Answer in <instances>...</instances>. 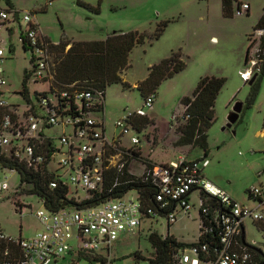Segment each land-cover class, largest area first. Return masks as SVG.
Returning a JSON list of instances; mask_svg holds the SVG:
<instances>
[{"label":"rangeland","instance_id":"1","mask_svg":"<svg viewBox=\"0 0 264 264\" xmlns=\"http://www.w3.org/2000/svg\"><path fill=\"white\" fill-rule=\"evenodd\" d=\"M22 17L31 13L33 21L39 25L41 33L53 44L62 40L74 42L104 41L113 32L131 31L145 35V42L136 46L129 57V68L122 78L123 84H114L104 92V116H94L98 121L105 120L106 135L110 141L120 139L123 147H131L129 137L141 139L140 158L129 163L131 174L141 177L149 162L163 165L177 159L181 154L189 158L203 157L198 148H175L177 135L173 128L182 121L184 107L181 100L191 98L200 78L215 76L226 80L225 86L215 103L216 120L207 133L208 160L204 176L239 203L255 207L249 191L259 188L264 192V78L259 81V91L251 107L247 100L251 85L244 82L241 74L253 72V62L245 65L247 50L251 41L258 40L259 33L253 29L261 16L264 0H237L234 14H223L221 0H9ZM83 3L84 5H79ZM246 4L249 9L236 13L237 4ZM86 6L98 9L94 13ZM0 7L10 9L6 0H0ZM34 17V18H33ZM22 30L26 24L20 20ZM167 23L162 36L154 40L152 35L160 24ZM21 29L17 22L0 30V47L6 52L2 64L6 85L2 87L3 98L13 105H19L21 113L29 104L38 105L37 95L48 92V81L35 82L30 50H24L20 42ZM10 48L12 52H9ZM69 47H67L68 49ZM181 51L187 68L164 81L157 89L152 108H145L150 124L141 133L131 132L121 136L116 122L128 112H136L144 107V98L137 89L149 73V68L167 59L172 52ZM257 43H253L250 59H254ZM54 66V53H50ZM26 78V76H28ZM253 77V73L251 78ZM27 92V97L21 93ZM243 108L238 121L227 127L228 116L236 103ZM71 132V129L68 131ZM57 137L56 145L61 147L59 137L62 127L49 130ZM62 151H65L63 149ZM58 154L52 160V168L57 174H64ZM119 157V156H118ZM122 161L119 157L114 162ZM149 161V162H148ZM0 177H9V189L0 195V229L11 238H28L42 230L36 217L44 210L42 202L26 192L30 187H20V178L13 172H0ZM67 175H65V178ZM130 191L127 198H136ZM17 202V203H16ZM195 209L190 216H181L172 226L170 235L185 244L198 240V211L201 203L198 193L192 194ZM19 205L24 206L22 210ZM264 208V206H263ZM263 227L252 220L245 221V241L248 245L261 249L264 253ZM157 233L166 237L164 219L143 221L134 235L121 236L114 245L111 257L115 264H137L134 254L139 252L141 263L148 264L152 255L149 236ZM51 264V263H50ZM56 264H87L75 255L66 253Z\"/></svg>","mask_w":264,"mask_h":264},{"label":"built area","instance_id":"2","mask_svg":"<svg viewBox=\"0 0 264 264\" xmlns=\"http://www.w3.org/2000/svg\"><path fill=\"white\" fill-rule=\"evenodd\" d=\"M248 9L246 4L240 5L236 13ZM20 20L26 24L24 30ZM13 22L21 29L20 42L24 50H30L33 55L31 75L34 81H48L50 90L37 95L38 105L27 101L29 107L23 113L19 105L7 102L2 91L6 85L2 68L6 52L0 47V149L7 157L35 172L46 168L54 176L50 188L55 189L60 184L66 186L69 200L81 203L90 199L93 193L102 194L106 171L111 167L121 171L128 160L134 159V153L140 152L136 147L141 139L130 136L131 147L128 148L123 147L118 138L110 141L104 118L101 121L94 118L104 114L103 93L75 85L54 86L49 43L33 21L32 14L25 13L21 17L17 11L0 7V30ZM9 52H12L11 48ZM251 76L252 71L241 74L244 82L250 81ZM21 95L28 96L24 92ZM155 98V93L149 94L142 109L128 112L116 122L121 136L141 133L134 122L146 117L145 108H152ZM54 127H62L58 139L60 148L56 145L57 137L49 133ZM58 154H63L59 164L65 170L60 175L52 168V160ZM118 156L122 161L114 162ZM207 165L205 155L191 159L186 154L167 164L154 165L147 171L154 185L149 202L137 191L136 198H127L129 191L108 197L100 204L79 208L51 211L42 203L44 210L36 213L41 231L24 239L11 238L0 230V241L15 245L19 251L18 256H13L7 250L4 255L11 254V260L2 264H56L66 253L77 258L80 253L92 255L95 259L85 261L87 264H115L111 253L121 236L134 235L143 221L158 223L161 219H164L168 233L182 215L188 217L195 209L192 204L194 193H198L201 203L197 218L198 240L196 245L176 255L177 264H259L249 249L252 246L244 242L243 233L246 220L258 224L264 222V192L259 188L248 192L257 203L255 207L241 204L204 176ZM5 171L20 178L17 170L0 165V172ZM9 180V177H0V195L8 191ZM23 207L19 205L20 210ZM149 259L153 260L152 255L147 259L148 264ZM137 264L143 263L138 260Z\"/></svg>","mask_w":264,"mask_h":264},{"label":"trees","instance_id":"3","mask_svg":"<svg viewBox=\"0 0 264 264\" xmlns=\"http://www.w3.org/2000/svg\"><path fill=\"white\" fill-rule=\"evenodd\" d=\"M9 10L13 6L6 0ZM237 0H221L223 14L231 17L234 14V4ZM80 6L83 3H78ZM240 3L237 4L236 12L239 11ZM94 13L99 14V10L86 6ZM167 23L160 24L152 39H159ZM253 32L259 33L256 42L251 41L247 50L245 65L254 62L253 76H257L251 84V92L247 100V107H251L259 91V81L264 78V8L262 15L258 19ZM48 41V40H47ZM145 42V35L131 31L127 33L113 32L104 41L94 42H74L62 40L58 44L48 41L51 53H54L53 84L56 87H67L75 85L78 88L91 89L104 92L107 87L114 84H123L125 88L129 86L123 81V74L129 68V57L133 49ZM253 43H257V51L254 59H250V51ZM67 47H69L67 49ZM187 68V63L181 51L172 52L167 59L162 60L157 65L149 68L147 78L137 85L142 97L156 93L158 87L166 80L172 79L175 75L183 72ZM28 78V76H26ZM226 80L215 76H205L200 78L191 98L186 97L181 100L184 107L182 121L173 128L177 135V140L173 143L175 148H198L203 150L204 155L208 154L207 133L216 120L215 103L224 88ZM249 83V81H248ZM24 93H27L24 91ZM150 121L147 117L135 120L134 125L137 131L141 132ZM134 159L140 158V153H134ZM133 160V159H132ZM119 171L116 167H111L105 173L104 190L102 194L93 193L90 199L81 203L74 202L67 198L68 188L60 184L57 188H50V183L54 176L46 168H41L35 172L27 168L24 164L7 157L0 149V165L17 170L20 175V187L24 185L30 188L26 192L36 196L48 210L56 211L60 208H76L84 205H97L105 201L108 197H117L129 191H137L145 201L150 200L154 192L153 178L147 171L153 169L154 164L149 161L146 164V172L142 177H136L129 170V163ZM258 224V223H257ZM263 227L262 223H259ZM153 260L150 264H177L176 255L196 245V243L185 244L179 242L168 232L166 237L153 233L148 238ZM202 239H200V242ZM254 254L259 264H264V253L253 247L249 248ZM9 250L13 256H18L19 251L15 245L0 241V263L9 262L10 256L4 253ZM136 252L133 256L138 261L142 259ZM176 258V259H175ZM79 260L91 261L95 259L92 255L80 253Z\"/></svg>","mask_w":264,"mask_h":264},{"label":"water","instance_id":"4","mask_svg":"<svg viewBox=\"0 0 264 264\" xmlns=\"http://www.w3.org/2000/svg\"><path fill=\"white\" fill-rule=\"evenodd\" d=\"M257 76L255 75V76H253L251 79H250V81H249V84L251 85L253 82H254V80H255V78H256ZM242 108H243V104L242 103H236L234 106H233V108H232V111L230 112V114H229V116H228V124H227V127H231L233 124H235L237 121H238V119H239V114H240V112L242 111ZM243 240H244V242H245V234L243 233ZM253 248H255V249H258L257 247H255V246H252ZM262 252V251H261Z\"/></svg>","mask_w":264,"mask_h":264},{"label":"crops","instance_id":"5","mask_svg":"<svg viewBox=\"0 0 264 264\" xmlns=\"http://www.w3.org/2000/svg\"><path fill=\"white\" fill-rule=\"evenodd\" d=\"M4 9V8H3ZM14 11H17L18 12V10H15V9H13ZM262 15V14H261ZM260 18V17H259ZM44 36V35H43ZM44 38L46 39V40H48L45 36H44ZM49 41V40H48ZM225 190V189H224ZM226 191V190H225ZM227 192V191H226ZM228 193V192H227ZM230 195V194H229ZM231 196V195H230ZM172 228V227H171ZM171 228H170V230H169V233H171ZM0 230H2V229H0ZM3 231V230H2ZM175 237V236H174ZM176 239H177V237H175ZM178 240V239H177ZM179 242H180V240H178ZM261 250V249H260ZM262 251V250H261ZM263 252V251H262Z\"/></svg>","mask_w":264,"mask_h":264}]
</instances>
